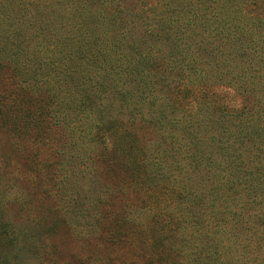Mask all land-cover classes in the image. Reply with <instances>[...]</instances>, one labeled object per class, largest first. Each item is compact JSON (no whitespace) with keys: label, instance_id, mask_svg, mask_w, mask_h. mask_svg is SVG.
<instances>
[{"label":"trees","instance_id":"16d2710c","mask_svg":"<svg viewBox=\"0 0 264 264\" xmlns=\"http://www.w3.org/2000/svg\"><path fill=\"white\" fill-rule=\"evenodd\" d=\"M0 132L110 264H264V0H0Z\"/></svg>","mask_w":264,"mask_h":264},{"label":"rangeland","instance_id":"374dc122","mask_svg":"<svg viewBox=\"0 0 264 264\" xmlns=\"http://www.w3.org/2000/svg\"><path fill=\"white\" fill-rule=\"evenodd\" d=\"M27 142L26 138L0 132V194L7 200V216L21 231L31 232L27 229L35 228L31 244L25 243L20 252L23 264H110L112 256L108 252L112 247L108 242L98 240L96 234L88 238L87 232L77 235L54 211L64 206L66 194L46 197L48 183L41 169L49 170L52 166L45 161L33 163V150L14 149ZM78 181L70 178L67 191L77 188Z\"/></svg>","mask_w":264,"mask_h":264}]
</instances>
